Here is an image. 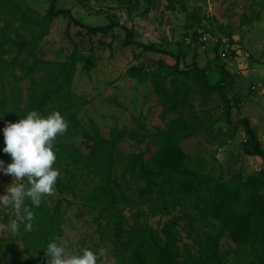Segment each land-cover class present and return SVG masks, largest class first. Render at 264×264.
<instances>
[{
	"label": "trees",
	"instance_id": "trees-1",
	"mask_svg": "<svg viewBox=\"0 0 264 264\" xmlns=\"http://www.w3.org/2000/svg\"><path fill=\"white\" fill-rule=\"evenodd\" d=\"M119 1L128 10L126 6L138 0ZM145 2L144 12H148L154 0ZM11 4V0H0V120L4 124L16 122L33 110L43 116L59 111L68 129L54 142L57 157L54 167L60 172L54 206L48 208L41 201L37 207L30 200L25 201L34 213L32 229L26 231L21 224L18 235L0 236V264H48L50 257L46 256L45 248L51 241L58 243L63 223L61 207L63 203L70 206L76 201L96 213L94 221L102 249L116 264H264V167L252 171L243 181L237 178L221 180L211 172L202 171L199 165L188 164L187 154L180 145L201 130L213 137L203 125L208 118L198 115L190 102L194 89L186 77L194 74L199 82L197 91L206 100L208 94L217 93L222 101L224 122L228 127L218 133L228 135L230 140L236 127L243 126L244 153L258 156L264 162V150L249 120L243 117L236 124L230 119L231 100L224 90L223 79L211 84L207 76L208 64L200 67L193 62L180 68V55L155 42L134 39L132 26L127 27L110 15L104 25L85 24L77 20L69 8H58L56 0H51L44 14L26 18L29 23L20 21V27L29 33V38L13 39L6 34L15 19L10 12ZM165 8L177 9L172 0H166ZM57 16L67 19V29L70 24H76L90 37L113 33L115 27H120L125 32V46L134 45L143 51L170 55L173 64L158 60L151 69L132 65L125 74L150 81L160 105V119L177 116L155 133H149L145 121L133 114L128 117L133 124L130 130L110 128L106 135L98 129L92 133L84 130L87 153L68 142L80 125L74 110L77 105L71 92L72 80L79 63L83 71L90 72L95 66V55L92 51L84 54L70 40L73 48L64 60L43 58L39 42ZM67 29L66 37L69 36ZM139 55L135 54L133 59L136 61ZM220 69L223 76L229 75L224 65H220ZM23 78H28L25 93L19 85ZM5 82L10 83L7 88ZM116 106L123 107L118 103ZM126 137L144 146L137 145L136 151H124L120 144ZM4 146L2 132L0 158L6 159L7 166L11 157L4 153ZM125 209L130 212L129 216L125 215ZM157 214L170 217L160 227H154L147 218ZM7 216L4 214L3 222ZM179 220L184 222L183 229L189 241L183 240L176 228ZM223 237L235 247L221 251ZM91 250L97 254L100 251ZM230 251L232 258H228ZM102 258L100 256L98 261Z\"/></svg>",
	"mask_w": 264,
	"mask_h": 264
},
{
	"label": "rangeland",
	"instance_id": "rangeland-1",
	"mask_svg": "<svg viewBox=\"0 0 264 264\" xmlns=\"http://www.w3.org/2000/svg\"><path fill=\"white\" fill-rule=\"evenodd\" d=\"M11 2L10 12L15 19L6 34L13 39L29 38V33L20 27V21L29 23L26 18L44 14L51 0ZM172 3L177 8L175 11L165 8L166 0H154L150 11L144 12L147 5L145 0L129 4L126 6L128 10L119 0H56L58 8H69L72 15L85 24L104 25L108 22L107 15H110L127 27L132 26L134 39L155 42L173 54L180 55V68L193 62L200 67L208 64L209 82L215 84L221 79L224 81V90L231 100V121L239 124L240 119L246 117L250 125L260 131L264 128V0H172ZM66 29L65 17L57 16L51 21L48 33L39 42L44 59L64 60L73 48L70 40L84 54L92 51L95 55V66L90 72L83 71L79 63L72 80L71 92L77 105L74 110L80 125L74 135L67 139L68 142L87 153L84 130L92 133L94 129H98L103 135L110 128L130 130L133 124L128 117L133 114L145 121L149 133H155L175 118L176 114L165 120L159 118L160 105L156 102L149 80L125 74V70L132 65L151 69L157 65L158 60L173 64L174 59L170 55L143 51L134 45L125 46V32L120 27L115 28L113 33L91 37L76 24L69 25L68 37ZM196 32L211 36L209 50L198 52L184 42L185 36L190 33L194 35ZM223 37L230 44L228 53L231 57L222 58L218 54V41ZM13 53L12 51L11 54ZM135 54H140L136 61L133 59ZM5 57L9 58L10 55ZM220 65H224L228 76L222 75ZM195 76L193 74L186 77L194 89L190 102L198 115L203 114L208 118L203 125L208 127L213 137L206 130H201L180 143L187 154L188 164L193 167L199 165L202 171L211 172L221 180L237 178L243 181L252 171L264 167V162L261 158L244 153L246 136L243 126L236 127L234 137L230 140L227 139L228 135L222 136L218 133V130L228 127L224 122L222 101L217 93L208 94L206 100L197 91L199 82ZM35 77L37 78V74ZM8 85L10 83H4L5 88ZM19 85L25 93L28 78H23ZM115 103L123 107H115ZM183 114H186V110H183ZM5 125L0 120V134ZM258 135L264 150V137L260 132ZM224 140L226 142L222 143ZM137 145L143 147L144 143L139 144L137 140L126 137L120 147L124 151H136ZM0 160L5 166L6 159ZM12 180L11 175L0 170V195L5 193L6 186ZM55 201L56 191L54 195L42 198L48 208H52ZM61 210L63 223L57 241L70 255H80L84 248L98 251L103 248L94 221V211L81 207L78 201L70 206L63 203ZM124 213L126 216L130 214L127 209ZM174 213L179 214L177 210ZM4 214L8 215L5 222L2 221ZM169 217L168 214H157L149 216L147 221L154 227H160ZM13 219L17 217L12 209L0 206V223L9 225ZM183 226L182 220L177 221L176 228L180 235L183 240L189 241ZM11 234L10 230L0 231V236L3 237ZM233 247L235 244L227 237L220 240L221 251ZM232 257L234 256L230 251L228 258ZM98 264H116V261L106 252Z\"/></svg>",
	"mask_w": 264,
	"mask_h": 264
},
{
	"label": "clouds",
	"instance_id": "clouds-1",
	"mask_svg": "<svg viewBox=\"0 0 264 264\" xmlns=\"http://www.w3.org/2000/svg\"><path fill=\"white\" fill-rule=\"evenodd\" d=\"M67 129L68 123L59 111L43 116L33 110L16 122L6 123L3 151L11 157V162L4 166L0 160V170L11 175L13 180L0 195V206L11 208L17 219L9 225L0 223V231L10 230L13 235H18L21 224L30 231L34 213L25 201L30 200L33 206L38 207L44 196L55 194L60 172L54 167L57 159L54 142ZM45 254L50 257L48 264H98L99 257L106 252L101 249L97 254L84 248L82 254L70 255L62 245L51 241L45 248Z\"/></svg>",
	"mask_w": 264,
	"mask_h": 264
},
{
	"label": "built area",
	"instance_id": "built-area-1",
	"mask_svg": "<svg viewBox=\"0 0 264 264\" xmlns=\"http://www.w3.org/2000/svg\"><path fill=\"white\" fill-rule=\"evenodd\" d=\"M183 40L186 44L191 45L194 50L197 49L198 52H200V51L205 52L206 50H209V48H211V47H209L210 41H211V36L207 35L203 32H197L194 35L192 33H190L187 36H185L183 38ZM229 49H230V44H229L227 38L223 37V38L219 39V41H218V54L222 58L231 57L230 53H228Z\"/></svg>",
	"mask_w": 264,
	"mask_h": 264
},
{
	"label": "crops",
	"instance_id": "crops-1",
	"mask_svg": "<svg viewBox=\"0 0 264 264\" xmlns=\"http://www.w3.org/2000/svg\"><path fill=\"white\" fill-rule=\"evenodd\" d=\"M126 25V24H125ZM115 28H117V27H115ZM114 28V29H115ZM113 29V32L115 31ZM135 31V30H134ZM160 47V46H159ZM161 48H164V46L163 47H161ZM165 49V48H164ZM256 130V129H255ZM256 132H257V135H258V132H260V135H262L263 137H264V128H262L260 131L259 130H256ZM258 137H259V135H258ZM254 157H258V156H254ZM258 158H260V157H258Z\"/></svg>",
	"mask_w": 264,
	"mask_h": 264
}]
</instances>
